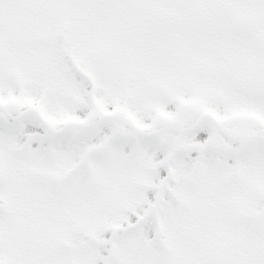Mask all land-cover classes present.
Returning <instances> with one entry per match:
<instances>
[{
  "label": "snow or ice",
  "instance_id": "obj_1",
  "mask_svg": "<svg viewBox=\"0 0 264 264\" xmlns=\"http://www.w3.org/2000/svg\"><path fill=\"white\" fill-rule=\"evenodd\" d=\"M0 264H264V0H0Z\"/></svg>",
  "mask_w": 264,
  "mask_h": 264
}]
</instances>
